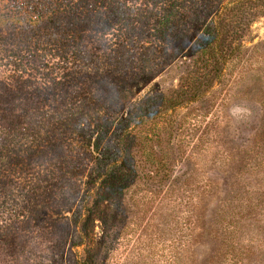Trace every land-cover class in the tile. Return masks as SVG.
Returning a JSON list of instances; mask_svg holds the SVG:
<instances>
[{
  "label": "trees",
  "instance_id": "16d2710c",
  "mask_svg": "<svg viewBox=\"0 0 264 264\" xmlns=\"http://www.w3.org/2000/svg\"><path fill=\"white\" fill-rule=\"evenodd\" d=\"M260 1L0 0V208L14 214L0 236L35 226L47 200L52 215L69 213L57 224L73 226L66 256L93 264L75 251L85 226L104 201L150 184L169 198L168 264H264V129L254 154L232 156L216 194L196 186L204 173H181V204L170 155L176 111L220 82ZM187 50L176 88L139 90Z\"/></svg>",
  "mask_w": 264,
  "mask_h": 264
},
{
  "label": "rangeland",
  "instance_id": "374dc122",
  "mask_svg": "<svg viewBox=\"0 0 264 264\" xmlns=\"http://www.w3.org/2000/svg\"><path fill=\"white\" fill-rule=\"evenodd\" d=\"M249 12L251 15L242 18L246 26H242L243 38L236 45L241 44L224 67L220 82L200 102L177 110L172 118L170 155L178 159L177 180L171 186L178 189L179 204V188L184 183L181 173L188 171L198 177L204 173L205 179H198L196 186L216 194L232 156L257 151L258 137L264 129V0ZM190 60L187 50L169 72L145 82L139 90L155 94L176 88L178 79L189 69ZM89 168L86 159L85 173L76 179L79 201L86 199ZM155 187L140 185L104 201L100 207L102 218H94L85 226L87 243L75 250L79 260L86 262V257H90L93 264H168L169 198L151 195L148 190ZM206 197L201 195L199 201L202 203ZM1 203L0 199V206ZM46 203L47 200L39 202L41 209L35 226H22L18 235L14 233L16 238L1 232L0 264H74L75 256L65 253H73L68 241L74 235L73 226L57 225L69 218V213H63L64 218L60 219L61 215H52ZM177 209L184 210L182 206ZM12 220L11 208H0V226Z\"/></svg>",
  "mask_w": 264,
  "mask_h": 264
}]
</instances>
